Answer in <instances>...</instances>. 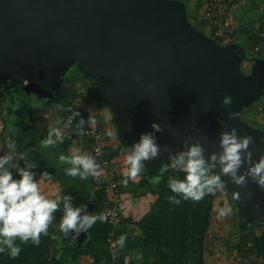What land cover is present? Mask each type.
I'll return each mask as SVG.
<instances>
[{"label": "water", "instance_id": "1", "mask_svg": "<svg viewBox=\"0 0 264 264\" xmlns=\"http://www.w3.org/2000/svg\"><path fill=\"white\" fill-rule=\"evenodd\" d=\"M180 6L166 0H0V84L17 77L25 94L53 99L61 95L65 68L75 65L94 80L95 99L111 111L127 144L151 131L153 122L164 129L155 133L161 152L145 162L149 176L185 141H199L205 158L219 152V133L233 127L253 138L249 150L258 159L264 131L238 120L241 108L264 94V58L251 60L248 75L241 73L244 58L232 44L219 46L193 31ZM222 179L240 229L264 221V190ZM85 237L63 239L80 245Z\"/></svg>", "mask_w": 264, "mask_h": 264}, {"label": "trees", "instance_id": "2", "mask_svg": "<svg viewBox=\"0 0 264 264\" xmlns=\"http://www.w3.org/2000/svg\"><path fill=\"white\" fill-rule=\"evenodd\" d=\"M191 17L196 19L197 16L195 14L194 16H189V21L192 19ZM192 25L195 26L194 24ZM204 25L205 23L201 21L200 25L196 27L204 30ZM233 36L234 34L231 37ZM263 40L264 37L257 36L258 43H261ZM222 41H218L217 44L222 45ZM253 47L251 46L250 49L252 50ZM257 55H261V49ZM82 78L89 83L86 86V93L89 100L94 101L99 106H104L102 103L93 99L95 83L92 79L85 75ZM8 82L6 81V83L0 84V107L6 101L8 102L10 98L15 100V98L21 95L26 97L25 93L21 90L23 85L22 80L12 78ZM68 82L73 84L76 81L75 78H72ZM61 91V95L58 97L40 100L42 101L40 106L45 110L50 104H58L62 107L61 115L63 117L65 116L64 120L71 114V108L76 109L80 113V116L76 117L77 122L80 118H84L85 120L90 119L91 121L98 120L97 115L89 113L85 109L81 110L75 106L74 102H76L78 95L71 85L63 83ZM28 99L26 97L21 102L25 104L24 102ZM32 113H34V109L25 111V114H27V122L21 128V134L23 135L25 144L22 145L20 151L31 150L32 154L39 156L35 150L36 144L43 140L48 132L47 130L39 131L31 126L30 116ZM109 114L112 118L110 110ZM84 128H88V126H84ZM94 128L99 132H104L99 120ZM60 145L65 152L75 147V144L69 140H64ZM127 145L130 146L129 144ZM106 152V158L110 162L119 153L118 150H111L110 147H106ZM4 154H7L6 147H2L0 150V155ZM214 171L216 170L214 169ZM13 175L15 178H18L14 170ZM51 176L58 182L61 188L59 195L63 193L71 194L74 206L94 204V210L92 212L94 215L104 214L112 206V202L109 200L106 191L107 182L105 178L102 181H93L89 178V180L85 181V184H82L80 189L72 191L60 179L53 175ZM169 176L182 179L183 173L170 168H163L154 176L143 173L139 175L138 181H129L126 186L121 184V180L126 176L116 177L115 175L113 179L117 183L120 196L124 193L130 194L132 197L145 196L146 194L154 196V200L148 205L141 217L131 223V225L139 230L143 237L144 246L150 250L149 255L152 258V264H206V259L211 255L208 252V245H211L212 242L217 243L218 241L221 242V250H225L226 252L232 251L234 253V259L237 264L242 263L243 251L241 247L249 240L253 242L257 253L264 256V229L257 234L254 232L256 227H260L263 224H255L239 232L236 241L233 242L221 240L217 236L210 235L209 228L211 226L210 220L214 199L220 192L224 191L231 206L233 204L226 189L218 191L215 194L207 195L198 202L182 200L178 205L172 204L167 200L169 195H173L167 186ZM157 177H159V182L154 183L153 181ZM60 213L58 210L53 214L55 219L52 221V225L58 226L60 223ZM127 222L130 223L129 219L120 217L118 224L114 226L108 219L105 222L97 220L87 230L85 240L80 245L74 242H67L63 239L59 229L55 231L54 228L49 227V234L41 235L39 245H34L31 241L21 244L17 240L16 242L21 248L19 256L10 258L6 253L0 254V264H79L82 257L90 258L91 264H134L133 262L127 261L128 254L136 248L135 243L131 240L125 228ZM121 235L126 236L125 246L118 248L114 242ZM209 236L211 237L210 239ZM53 246L55 248V254L51 257L50 253Z\"/></svg>", "mask_w": 264, "mask_h": 264}, {"label": "clouds", "instance_id": "3", "mask_svg": "<svg viewBox=\"0 0 264 264\" xmlns=\"http://www.w3.org/2000/svg\"><path fill=\"white\" fill-rule=\"evenodd\" d=\"M228 115L230 119L236 117L234 112ZM79 116L78 111H73L62 128L52 127L47 137L41 141L43 147L63 143V129L71 127L73 119ZM107 118L111 119V115ZM91 122L90 119L80 118L76 130L83 132L85 124ZM150 129L151 131L139 135L125 156L127 175L121 180V184L125 186L130 179L141 174L146 161L156 158L162 150L155 133H162L164 129L156 122L151 123ZM252 142L251 136H239L234 127L223 130L218 136L219 152H213L205 158L204 148L199 141H185L183 150L169 157V168L183 173V178L169 176L167 186L173 195H169L167 200L177 205L182 200L201 201L205 196L225 189L226 184L222 179L224 176L233 185L243 187L247 183H254L264 190V154L253 160L252 151L249 150ZM6 148L7 154L0 155V254L6 253L10 258L19 256L21 248L17 240L21 244L31 241L34 245H39L41 235L49 234V225L55 219L53 214L58 210L62 213L58 224L59 232L64 237L71 233L72 240L80 233L87 232L97 220H107L104 214L89 213L87 205L74 206L71 194L63 193L55 199L46 198L41 194L38 181L34 179L35 173L31 171L36 165L25 162L23 167L19 166L17 161H23L24 157L17 152L15 140L6 138ZM163 150L168 151L167 146ZM71 152L73 155L58 156L60 164L67 166L64 168L66 175L79 177L81 180L99 175V165L93 156L81 154L78 147H72ZM217 167L218 172L214 171ZM13 170L18 178L14 177ZM49 175L47 172L41 173V176ZM153 182L158 183L159 177ZM234 198L239 199V193ZM219 215H227V210L221 209ZM125 241L126 236L121 235L114 243L118 248H123Z\"/></svg>", "mask_w": 264, "mask_h": 264}, {"label": "rangeland", "instance_id": "4", "mask_svg": "<svg viewBox=\"0 0 264 264\" xmlns=\"http://www.w3.org/2000/svg\"><path fill=\"white\" fill-rule=\"evenodd\" d=\"M166 1H170V2L175 1L179 5H181L180 7H182V10L184 12V16H185L187 22L190 24L189 25L190 28L193 31L199 32L203 36L206 37L207 34L205 33V31L203 29L201 30V29L197 28L200 25L201 21H196V19H193L192 17H191L192 19L190 18L191 20L189 21V16H191L190 8L192 6L195 7L197 5L198 1L200 2V0H166ZM202 9H203V6L201 7V11H202ZM194 14L197 17H200V15H201V14L199 15L198 12H195ZM192 24H194L195 26H193ZM204 27H206V26L204 25ZM237 41H239V40L235 39L233 41L232 48L234 51H236V53L239 55V57L244 58L243 61L241 62V64L239 65V68H240L239 70L241 73L248 75L250 72V69L249 70L247 69L248 72H245L243 69L245 64H243V63L246 62V58L248 57L247 62H249V64H250L251 60L255 59V56H254L253 51L251 49L250 50L252 52L249 49H247L245 43H243L242 41H239V42H237ZM228 42H229V40H225L224 42H222L223 44L219 45V46L228 45L227 44ZM259 58H264V55L259 57ZM65 63L67 65V61ZM69 63L70 62H68V64ZM245 66H247L246 68L249 67V65H245ZM65 69L67 70V72L62 77V84L67 83L68 85H71L73 87V89H75L76 94L78 95L76 102H74L75 106L78 107L79 109H81L84 106L86 107V105H88L90 103H94V101L89 100V98L87 96L86 86L89 83L87 80L82 78L84 75L81 74V72L77 70L75 65L70 64ZM14 78H17V77H14ZM72 78H75V81H76L73 84L69 83L70 81L68 82V80H70ZM10 80H7V81H10ZM3 82H5V81H3ZM7 83H9V82H7ZM1 84H4V83H1ZM61 87H62V85H61ZM25 95L28 98V97H30L31 94H29V95L25 94ZM223 95H225V94L220 95V96H222L220 98L222 99L223 106L224 105L226 106V104L228 103L227 98L224 97ZM26 97L21 95L18 98H15V100H13L12 98H10V100L8 99L9 101L7 102V105H8L7 108L9 110V112L12 109L11 104H9V102L19 103V105H18L19 107L17 108L18 111L14 110L12 113L10 112L14 116L19 115L20 111L22 113L25 111L27 112L29 109H35L36 105L40 106L42 104V101H40V100H43V99H38L37 97H35L33 95H31V97L27 101L24 102L25 104H23L21 101H24V99ZM263 98H264V94L262 96H260L256 101L249 102L241 108L240 117L238 120V122L240 124H244L246 126H250L253 128L255 127L256 129L261 130V131L264 130V121H263L264 117L260 116L259 114L257 115L256 113L252 112L254 107L261 100H263ZM93 99L96 100L94 97V94H93ZM223 99H224V101H223ZM50 105H52V104H50ZM53 106L61 107L56 103H54ZM104 106H102V107H104ZM48 107L51 108V106H48ZM36 109H37V107H36ZM59 109H61V108H59ZM11 114L9 115L10 116L9 124L14 126L18 122V119L16 121L14 119V116H12ZM7 117H8V115H7L6 107L3 108V111H2V107H0V121L2 122V123H0V126H1V124L6 125L5 118H7ZM42 117L45 118V116H42ZM3 119H4V121H2ZM101 119L104 120L105 118L101 117ZM112 119L113 118L109 119L110 121L109 120L107 121L108 125L105 123L106 126L103 127V130H104L103 137L105 138L106 147H110L111 150H118L119 153H118V156L116 157V159L114 160V163H111L109 165V169L99 171L100 174L98 176H96V180H98V181H99V179H100V181H102L104 178L107 179L113 175H116V177H119V176L125 177L127 175L128 166L125 163V156L130 151L131 145L129 144L130 146H128L127 143L125 142V140L121 137L116 126H113L114 124H113ZM19 131H20V129H19L18 125H16V130L15 131L12 130L10 132H11V134L15 133V134L19 135L20 134ZM110 133L112 135H110ZM11 137H12V135H11ZM2 146H3L2 142H0V150L2 149ZM168 165H169V159L164 162L162 169L163 168L164 169L169 168ZM143 173H147L145 166L141 171V174H143ZM99 176H101V177H99ZM138 179H139V176H137L134 179H130L129 181H138ZM46 185H48L47 178H45L43 181L39 182V186H40V189L42 191L46 192L49 190V192H53L56 190L55 192H53V194H51V193H50L51 195L49 194L51 199H55L56 196L59 195L61 188L59 186L56 188V185H54L53 183H51V184L49 183L48 186H46ZM46 187H49V188L46 190ZM109 195L111 197L110 193H109ZM230 198L232 200L231 195H230ZM153 200H154V196L149 195V194H146L145 196L132 197L130 194L126 195L124 193V195L121 194L120 200L117 202V204L115 206L117 212L120 214V217H123V219H129V221H130V223L127 222V224L125 225V228L128 231L129 237L135 243L136 248H135V250L131 251L128 254V257H127L128 260L127 261L133 262L134 264H152V262H153L151 256L149 255L150 250L144 246L143 237L141 236L139 230L137 228H135L133 225H131L132 222L137 221L141 217V215L146 211L148 205ZM232 203H233L232 204L233 207L229 203V200H228L226 193L224 191L220 192L217 195V197L214 199L213 209H212V213H211V220H210L211 226L209 228V233L211 236H214V237L217 236V237L221 238V240H225V241H232L233 239L235 240V237L239 234V232L249 228L253 224H263L264 225V221L259 222V223L255 222L249 226H247V224H245L243 226L245 229H243V228L240 229V226L238 223L239 219H238V215H237V208L235 206L234 201H232ZM221 209H226L227 215L221 217L219 215V212ZM105 213L106 212H104V215H105ZM263 225L260 227H256L255 229L253 227L254 232L257 234L260 231H262L264 229ZM49 227L54 228L55 231H58V226H54V225H52V223L49 225ZM62 237H63V235H62ZM210 238L211 237L209 236V239ZM220 245H221L220 241H218L217 243L212 242L211 245L210 244L208 245V248H209L208 252L211 255H210V257H208L206 259V264H234L233 262L235 259H233V252L232 251L226 252L225 250H221ZM50 254H51V257H52V255L55 254L54 246L51 248ZM79 264H91V259L88 257H86V258L82 257L79 261Z\"/></svg>", "mask_w": 264, "mask_h": 264}, {"label": "crops", "instance_id": "5", "mask_svg": "<svg viewBox=\"0 0 264 264\" xmlns=\"http://www.w3.org/2000/svg\"><path fill=\"white\" fill-rule=\"evenodd\" d=\"M202 6L203 5H202L201 1L200 2L198 1L197 5L195 7L192 6L190 8L191 16H194L195 12H198L199 15L202 14V12H203V9L201 11ZM262 12H263V5L261 4V2L259 0H249V1H246L244 3L239 4L236 7V9L234 10V15H233V25H234V29H235L234 36L230 37L229 39H226V40H229V42L227 44H232L235 39L242 41L243 43L246 44V47L249 50H250L251 46L260 45L261 46V55H257V54L253 53L255 56V59L264 55V40L261 43L257 42V36H258V33L260 32V16H261ZM224 41L225 40H223L222 42H224ZM239 41H237V42H239ZM247 61H248V57L246 58V62L243 64L249 65V67L246 68L247 66L244 65V67H243L244 71H247V69L249 70L250 66L252 65V63L249 64V62H247ZM9 104H11V108H12L10 111L11 113L14 110L18 111L17 108L19 106H16V107L12 106V105H15L14 102H9ZM53 104L49 105V106H51V108H49L47 106L45 108V110H44V108H42V106H38L35 104L36 106L34 109V113H32L30 116V118H31L30 124L33 128H36L39 131L47 130V132H48L52 127H61V124L64 121V117L61 115L62 114V107L53 106ZM262 105H264V98L254 107L252 112L256 113L257 115L259 114L260 116L264 117V112L260 113L259 111L258 112L256 111V109L261 107ZM7 106H8L7 101L5 103H3L1 106L2 111H3V108L6 107V111H7V115H8V117L5 118L6 125L1 124V126H0V137H1L0 142H2V145H3L2 147H6V138L15 140L16 146H17V152L19 153V155H22L24 157L23 161H17V163L19 164L20 167H23L25 162L35 164L36 165L35 169H32L31 171H33L35 173L34 179L37 180L38 183L43 181L45 178H47L48 185H49V183L50 184L53 183L54 185H56V188H57L59 186V184H58V182H56V180H54L52 178L51 175H53V176L57 177L58 179H60L62 181V183H64L66 186H68L69 190L73 191V190L80 189L82 187V184H85V181L89 180V178H90V180L92 179L93 181L96 180V176L95 177L90 176L87 180H81L79 177H71V176H68L65 174L64 168L67 166L60 164V162L58 161V156L60 154L70 156V155H73V153L71 152V148L65 152L60 145L61 143H57L55 146H50L49 148H44L42 143H41V141H42L41 140L39 143L36 144V147H35L36 153L39 156L32 154L31 150L20 151L22 145L25 144V140L23 139V135L21 134V128L27 122V120H26L27 114H25V112L22 113L20 111L19 115L14 116L13 114H11L9 112ZM36 107H37V109H36ZM59 108H61V109H59ZM82 109H85L87 112L97 115L98 120L102 124L103 127L106 126V124L108 125L107 121L109 119L107 117L110 114H109V109L107 106L102 107V106L97 105L96 103H90V104L86 105V107L84 106L83 108H81V110ZM10 114L12 116H14V119L16 121L18 119V122L14 126L9 124V121H10L9 115ZM42 116H45V118H43ZM100 116L105 118V119L104 120L101 119ZM98 120H93L91 123L85 124V126L94 128V126L97 125ZM2 121H4V119ZM112 121H113V119H112ZM0 123H2V122L0 121ZM113 124H114V122H113ZM16 125H18V127L20 129L19 135L15 134V133L11 134V132H10L12 130H14V131L16 130ZM113 126H115V125H113ZM11 135H12V137H11ZM45 138H43V140ZM7 152H8V150H7ZM114 160L111 163H114ZM99 171H101V170H99ZM42 172H47L50 175L47 177L41 176ZM99 174H100V172H99ZM99 177H101V176H99ZM48 185H46V186H48ZM48 188L49 187H46V190ZM55 191H53V192H55ZM53 192H49V190L46 192L41 190V194L44 195L46 198H50V195L53 194ZM126 195H129V194H126ZM236 239H237V236L235 237V240L234 239L233 240L236 241ZM233 240L230 242H233ZM234 256L235 255L233 253V259H234ZM233 263L237 264L236 260H234ZM241 264H243V263H241Z\"/></svg>", "mask_w": 264, "mask_h": 264}, {"label": "built area", "instance_id": "6", "mask_svg": "<svg viewBox=\"0 0 264 264\" xmlns=\"http://www.w3.org/2000/svg\"><path fill=\"white\" fill-rule=\"evenodd\" d=\"M203 4V12L200 17L196 18V21H203L205 23L204 31L209 38L215 42L229 39L234 34L233 15L236 7L249 0H200ZM263 5V12L260 16V32L258 36L264 37V0H260ZM262 31V32H261ZM205 34V35H206ZM206 35V36H207ZM261 49L260 45L254 46L252 51L257 54ZM71 114L76 109H70ZM256 111L263 113L264 105L257 108ZM70 114V115H71ZM69 116V115H68ZM67 116V117H68ZM67 117L63 123L67 120ZM61 124V128L62 125ZM77 121L73 119L71 127L63 129L64 140H69L75 147L81 149V154H87L93 156L99 165V170L109 169L110 161L106 158V145L103 133L97 131L93 127L84 128L83 132L76 130ZM89 146V148H88ZM115 175L105 179L106 191L108 193L109 200L112 202V206L105 212V216L108 221L114 226L118 224L120 214L116 210V204L120 200V194L117 189V183L113 181ZM111 194V197L109 195ZM243 251V264H264V256L257 253L254 244L251 240L244 243L241 247Z\"/></svg>", "mask_w": 264, "mask_h": 264}, {"label": "flooded vegetation", "instance_id": "7", "mask_svg": "<svg viewBox=\"0 0 264 264\" xmlns=\"http://www.w3.org/2000/svg\"><path fill=\"white\" fill-rule=\"evenodd\" d=\"M72 68H73V67H72ZM245 72H248V70H247V71H245ZM11 80H12V79H11ZM11 80H10V81H11ZM5 82H6V81H5ZM5 82H4V83H5ZM7 82H8V81H7ZM23 83H24V82H23ZM30 97H31V95H30ZM30 97H28V98H30ZM22 103H23V102H22ZM14 104H15V105H12V106H15V107H16V106H18V105H19V103H15V102H14ZM15 109H16V108H15ZM254 128H255V127H254ZM253 225H255V224H253ZM253 225H252V226H253Z\"/></svg>", "mask_w": 264, "mask_h": 264}]
</instances>
